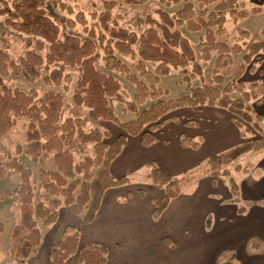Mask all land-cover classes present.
<instances>
[{
  "label": "trees",
  "instance_id": "obj_1",
  "mask_svg": "<svg viewBox=\"0 0 264 264\" xmlns=\"http://www.w3.org/2000/svg\"><path fill=\"white\" fill-rule=\"evenodd\" d=\"M46 1L0 0V16L5 17L6 26L30 37L27 41L28 51L18 64L9 57L6 48L0 51V137L11 130L16 118H26L29 121L27 143L24 148L16 146L15 153H24L33 163H41L52 155L54 166V170H41L36 183L32 180L31 170L16 157L0 164V180L15 175L19 177L18 187L14 191L19 198V222L11 231L9 248V256L15 264H26L29 256L40 246L38 221L44 226L54 225L61 207L75 206L76 214L82 217L85 224H90L100 208L104 193L131 180L127 176L114 178L110 172L111 163L120 154L127 139L138 137L142 146H150L156 141L155 133L162 127L160 119L177 109L204 105L224 108L231 115L232 123L240 129L243 141L228 151L210 155L200 168L181 177L171 176L155 165H148L150 170L146 178L161 190L160 197L153 201V218L158 219L171 200L207 175L228 178L232 202L238 204L239 186L228 166L245 154L264 153V127L260 124L264 122V117L253 112L250 106V102L257 100L262 92L256 90L259 84L251 85L250 91H246L237 75L220 89L218 86L223 84V77H213L206 83L202 67L211 59L212 52L218 55L215 64L217 71L222 68L219 67L220 61L229 59L231 52L242 54L245 62L264 52L263 41L249 45L247 53L242 52L241 45L229 47L216 41V36L224 33V24L229 18L236 21L246 17L247 13L238 10L243 3L239 4L238 0H196L200 12L195 19L194 6L189 0H158L165 7L180 2H183V6L172 16L157 10L158 19L146 17L145 24L149 28L137 35L129 29L118 27L112 10L120 2L137 5L145 0H104L103 11L92 15L97 23L88 30L85 27L87 38L81 40L77 36L60 33L59 24L47 15ZM246 1L256 7L253 9L255 13L264 5V0ZM53 4L68 9L62 3L53 1ZM209 6L213 8L208 10ZM76 18L79 23L86 24L82 14L76 15ZM60 22L75 23L65 17ZM96 26L99 31L95 30ZM180 27L189 32L204 30L205 38L192 47L177 30ZM96 42L103 53L104 68L125 75L134 87L131 101H124L120 84L113 77L96 69V62L100 58ZM116 54L134 60L133 72ZM148 64L153 65V69H149ZM189 66L190 72L187 73ZM74 67L80 68V79L72 98L74 106L63 121L61 94L49 92L36 101L34 90L26 93L10 89L3 81L10 74L18 76L22 70L31 81L42 77L45 84L58 86L66 77L63 75L64 68ZM177 69L182 70L183 81L187 85L194 77L201 84L189 87L185 95L176 99L163 100L161 98L166 93L158 87L159 79ZM232 93L239 94V98H231ZM113 97L126 105V109L135 115L133 119L124 123L117 120L109 106V99ZM147 101L152 103L139 111L138 107ZM80 108L87 109L86 117L81 115ZM88 119L112 122L120 128L121 134L107 143L111 135L106 130H84ZM180 143L182 147L195 149L199 140L182 137ZM88 145L93 146L92 156L88 153ZM76 155L79 156L78 160ZM233 170L247 172L239 165H235ZM36 190L39 191L37 202ZM135 195L142 198L144 192L139 189ZM262 204L264 206V201ZM243 210L239 208L240 213ZM209 226L210 217L206 219V227ZM3 230L4 226L0 223V234ZM163 242L172 246L167 238ZM106 254L104 246L81 244L79 231L67 225L49 253V264H66L72 256H76L79 264H105Z\"/></svg>",
  "mask_w": 264,
  "mask_h": 264
},
{
  "label": "rangeland",
  "instance_id": "obj_2",
  "mask_svg": "<svg viewBox=\"0 0 264 264\" xmlns=\"http://www.w3.org/2000/svg\"><path fill=\"white\" fill-rule=\"evenodd\" d=\"M53 1L64 4L69 10L66 8L62 9L58 4L57 6H55L53 4ZM189 2L194 6V18L196 19L198 13L200 12V10L197 8V1L189 0ZM103 3L104 0H47L45 9L47 15L54 22L59 24L60 33L74 35L83 40L87 38L85 27L88 30L95 23H97L96 18L92 17V15L98 14L103 11ZM238 3H243V7H239L238 10L247 13L246 17L238 19L236 21H233L229 18L228 21L224 24V33L220 36H216V41L225 43L229 47L233 45H241L242 52L247 53L248 47L252 43L259 41L264 42V5L260 7L258 13H255L253 9L256 7L246 0H238ZM182 6L183 2L165 7L158 0H145L137 5H128L120 2L112 10V14L117 20L118 27L129 29L135 32L137 35H141L149 28V26L145 24L146 17L158 19V15L156 14L157 10H162L172 16ZM213 6H209L207 7V9L211 10ZM78 14H82L84 20L86 21L85 25L78 22L76 18V15ZM62 17L71 19L75 23L69 24L60 22V19ZM4 20L5 17L0 16V51H3L6 48L5 50L8 53L9 57L18 64L19 59L22 58L28 51L27 41L30 39V37L14 32L12 29L6 26ZM95 30L99 31V27L96 26ZM177 30L185 39L188 40L189 44L192 47H195L205 38L204 30L189 32L186 31L184 27L177 28ZM96 45L97 52L100 56L95 65L96 69L99 72L104 73L105 75L113 77L120 84V91L124 101H131L133 97L134 87L126 79L125 75L119 74L114 70L109 71L104 68V61L102 59L103 53L99 48L97 42ZM116 56L133 72L132 64L134 63V60H132L128 56L119 54H116ZM211 56V59L208 62L204 63L202 67V75L206 83L211 81L213 77H223V84L221 86H218L220 89H222V87L226 83L231 81L232 77H235L237 75V77H240L238 81L243 84L246 91H250L251 85L259 84L256 81L255 77L257 76L258 69L260 67V64L258 63H260L262 58L264 59V52H260L257 56L251 57L250 61L248 62H245L241 58L242 54H234L231 52L229 54V59H222L220 61L221 65H219V67L222 66V68L218 71L216 70L215 66L216 58L218 55L215 52H212ZM148 68L153 69V65L148 64ZM186 72H190V66L186 68ZM63 75H66V77L61 80V83L58 86L45 84L42 80V77L31 81L22 70L20 71V74L18 76L10 74L3 81L5 85L10 89H19L26 93L34 90L37 94L36 101L41 99L43 95L49 92L61 94L64 104L61 115V120L63 121L68 116L69 109L74 106L72 98L76 91V85L80 79V68H64ZM183 77L184 75L181 69L172 70L170 71V74L168 76L161 77L159 79L158 87H160L166 93L162 96L161 99H176L180 96L185 95L188 92L189 87L194 88L201 84L199 79L194 77L191 78L189 85H187L183 81ZM259 85L260 86L256 88V90L259 89L263 94V87L261 84ZM230 97L239 98V94L232 93L230 94ZM253 102L254 101L250 102V106L253 105ZM151 103V101H147L143 106L138 107V110L140 111L144 108H147ZM109 106L114 111V114L120 123L129 121L135 116L133 113L129 112L126 109V105L124 103L117 101V99L114 97L109 99ZM80 111L83 117L87 116V109L80 108ZM189 118L190 117L186 116L184 118L183 110V112L179 111L172 114H170L169 112L160 119V122L163 124V122L167 123L177 119H181L182 121H184L185 119ZM28 122L29 121L26 118H16L11 130L4 136L0 137V164L3 165L13 157H16L27 168L31 170L32 180L37 183L39 172L41 170H54L52 159L53 156L49 155V157L41 163H33L29 157L24 155V153H21L19 155L15 153L16 146L20 145L22 148H24L27 143L26 131ZM260 124L264 127V122H261ZM92 129H97L100 131L106 130L107 132H109L111 138L106 141L107 143L121 134V130L116 124L105 120L92 121L88 119L84 130L89 131ZM247 136L250 137V135ZM92 147V145L87 146L88 153L91 156L93 155ZM78 159L79 156L76 155V160ZM201 165H197L194 169L189 170V172L200 168ZM235 165H239L241 169H246L247 172L243 173L241 170H233ZM228 168L231 169V176L239 185L241 183V186H247L249 184L248 178H251L253 175H255L253 173L256 172L255 168H257V163L255 156L252 154L250 156L240 158L239 160L237 159L233 164L228 166ZM259 169L260 168H257V171H259ZM94 173H96V171H94ZM145 173L146 171L141 172L142 176L140 175V177L135 178V182L132 181L125 184L124 187L121 186L123 187V190L119 192V195H121L122 198L120 200H126L136 197L135 193L139 189H141L144 194L146 192L148 197H158L161 195V190H159V188H153L154 185L152 186L150 184V181L147 178H144L145 176L143 177ZM129 175L127 177H129L130 179L134 177L133 175L131 176V174ZM207 177L208 178L205 181L204 185L209 186V184L211 183V188L208 189L207 194L208 197L210 196V198L207 197V200H209L206 204L208 208L206 209L204 215L205 229L207 233H211L214 226H217V228L226 226V228H228V225H232L233 227L230 231H236L237 234L246 232L244 233L243 238L241 236L239 237V239H233L234 237L230 236L229 241L226 239H222L219 243L214 242L215 246L219 244L216 248L220 249L218 264H243V260L246 258V256H251V252L253 254L262 253L263 255L264 211L261 209L262 204L260 197L257 195H252L248 191V189H246V187H243L241 194L239 189V203L232 204V196L228 188V178L221 176L213 177L211 175H207ZM18 184L19 177L17 175L0 180V223H2L4 226V230L0 234V264H15L14 259L9 256V248L11 231L13 227L16 226L19 222V198L14 192L18 187ZM199 185L197 189L196 185L188 187L187 189H185L184 193H198ZM249 186L247 187L249 188ZM38 194L39 191L36 190V202L39 199ZM128 194H131V196H128ZM239 208H243V212L240 213ZM261 211H263V215L261 214ZM208 217H210V226L206 227V219ZM77 218L79 219V217L76 216V218H73L71 220L75 222L77 221ZM229 222L231 223L229 224ZM62 223L63 219H61L59 223L52 226H44L40 221H38V228L43 236L41 251L48 245V241L50 240L51 235L59 232ZM228 230L226 229L225 232L229 233ZM180 245H182V242L181 244L178 242H173L172 246L170 247L179 248ZM181 248H184V245ZM40 253L42 252H40L39 250L38 254L34 256L37 257L40 255ZM28 263L35 264V259L31 258Z\"/></svg>",
  "mask_w": 264,
  "mask_h": 264
},
{
  "label": "crops",
  "instance_id": "obj_3",
  "mask_svg": "<svg viewBox=\"0 0 264 264\" xmlns=\"http://www.w3.org/2000/svg\"><path fill=\"white\" fill-rule=\"evenodd\" d=\"M258 64L260 67L255 79L264 90V59L262 58ZM251 107L256 114L264 117V92ZM183 110L184 118L185 116L190 118L184 121L177 119L163 122L161 129L155 133L156 141L150 146H142L138 137H129L120 154L110 165L111 175L118 178L131 174L134 177L130 182H135V178L140 177L141 172L146 171L143 175L146 178L150 170L148 165L152 164L171 176L181 177L204 163L210 155L228 151L243 141L240 129L232 123L231 115L226 109L204 105L198 108L177 109L170 114ZM184 136L199 140L198 147L195 149L182 147L180 140ZM252 154H245L238 160ZM253 155L257 168L260 169L257 171L255 168L256 172L253 173L255 175L248 178L249 188L241 186V183L238 186L240 194L243 187H246L252 195L260 197L262 204L264 153ZM207 178L204 176L191 185H196L197 189L200 184L198 193H184V190L171 200L158 219L153 218V201L160 196L148 197L145 192L146 195L144 194L142 198L120 200L122 198L119 192L124 186L109 189L104 193L100 208L90 224H85L81 216L76 214L75 206L61 207L55 224L63 219V226H60L58 233L51 235L48 245L42 251L41 234L40 246L29 256L26 264L31 258L35 259V264H49V253L60 240L63 227L67 225L79 231L81 244L101 245L106 248L105 264H218L220 249L216 248L219 244L215 246L214 242L219 243L222 239L229 241L230 236H233V239H239L241 236L243 238L246 232L237 234L236 231H230L232 225H228V228L223 225L225 227L214 226L212 232L207 233L204 215L208 208L207 199L210 198L207 195L208 189L211 188V183L209 186L204 185ZM261 209L264 211L263 204ZM76 216L79 219L73 222L71 219ZM226 229H229V233L225 232ZM164 238L170 243L182 242V245L179 248H172L163 242ZM183 245L184 248H181ZM39 250L42 253L35 257ZM262 252L263 255L251 252V256H246L242 263L264 264V251ZM66 264L79 263L76 256H72Z\"/></svg>",
  "mask_w": 264,
  "mask_h": 264
}]
</instances>
